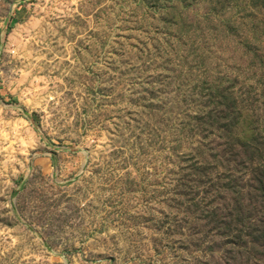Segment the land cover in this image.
<instances>
[{
  "label": "rangeland",
  "instance_id": "374dc122",
  "mask_svg": "<svg viewBox=\"0 0 264 264\" xmlns=\"http://www.w3.org/2000/svg\"><path fill=\"white\" fill-rule=\"evenodd\" d=\"M181 1L0 0V264H264V0Z\"/></svg>",
  "mask_w": 264,
  "mask_h": 264
},
{
  "label": "trees",
  "instance_id": "16d2710c",
  "mask_svg": "<svg viewBox=\"0 0 264 264\" xmlns=\"http://www.w3.org/2000/svg\"><path fill=\"white\" fill-rule=\"evenodd\" d=\"M176 1H178V4H179V3H180V4L183 3L181 0H176ZM255 1H257V0H254L253 2H255ZM214 2H215V5H216V4H217V5L219 4L218 0H214ZM28 120L33 122L34 119H33L32 117H28Z\"/></svg>",
  "mask_w": 264,
  "mask_h": 264
}]
</instances>
